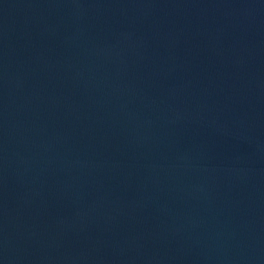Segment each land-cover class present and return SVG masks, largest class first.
<instances>
[{"label": "water", "instance_id": "obj_1", "mask_svg": "<svg viewBox=\"0 0 264 264\" xmlns=\"http://www.w3.org/2000/svg\"><path fill=\"white\" fill-rule=\"evenodd\" d=\"M0 264H264V116L87 0H0Z\"/></svg>", "mask_w": 264, "mask_h": 264}]
</instances>
